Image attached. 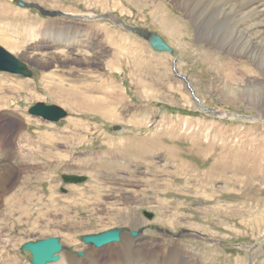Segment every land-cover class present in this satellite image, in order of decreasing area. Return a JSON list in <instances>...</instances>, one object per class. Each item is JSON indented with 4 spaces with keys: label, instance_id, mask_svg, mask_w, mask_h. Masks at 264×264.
Segmentation results:
<instances>
[{
    "label": "rangeland",
    "instance_id": "374dc122",
    "mask_svg": "<svg viewBox=\"0 0 264 264\" xmlns=\"http://www.w3.org/2000/svg\"><path fill=\"white\" fill-rule=\"evenodd\" d=\"M27 1L61 13L51 19L0 0V46L32 72L0 73V132L17 165L0 193V264H31L22 245L48 237L77 256L83 247L104 256L106 247L81 238L112 229L146 234L160 256L175 243L198 264H264V106L237 93L242 81L264 82L262 56L210 50L197 36L199 12L176 0ZM109 17L157 33L173 55ZM213 18L225 41L231 24ZM49 19L93 36L95 53L32 52L39 43L29 37ZM37 103L67 117L33 118ZM64 175L86 179L66 184Z\"/></svg>",
    "mask_w": 264,
    "mask_h": 264
},
{
    "label": "bare ground",
    "instance_id": "6f19581e",
    "mask_svg": "<svg viewBox=\"0 0 264 264\" xmlns=\"http://www.w3.org/2000/svg\"><path fill=\"white\" fill-rule=\"evenodd\" d=\"M128 1L133 3L135 0H128ZM176 1H177V3L181 4L180 8H182V10L184 12H186V14L187 13L190 14V10L192 9V7H194L196 9V13L199 12L198 14H200V16H199L198 20L195 19V23H194L196 28H197V36H198L199 40L201 39L202 41H204L206 43V45L209 46V48L210 47L211 48H217L218 47L221 50L225 49L228 51L234 49L236 51V53H238L239 55L248 59L250 62L255 61V60L258 61L257 58L262 56V58H261L262 60H260V63L264 62V0H191V1H189V0H176ZM28 3H30V2H28ZM30 4L40 7V5L37 3H30ZM50 12L51 13L54 12L58 15H60L59 13H61L58 11H50ZM64 14H67L69 16L71 15V13H64ZM85 17L90 18L91 15H86V16H84V18ZM213 17H215V19L220 18V19L228 22L229 24H231V28H232L231 29L232 32L230 31L231 35L227 36L225 38V41H223L219 36H215V34L213 32V28L211 27L213 24L212 23L213 22L212 20L214 19ZM109 19L115 21V23L120 24V26L126 28L128 31H131L133 33H140L142 31H146V29L144 30L142 28L128 26V25H126L125 22L119 21L118 18H116V20H115L113 17H109ZM222 20H221V22H222ZM218 25H220V24H218ZM205 26L206 27L208 26V29L211 30V32H208V33H210V35H207V32L204 28ZM214 29L216 30V28H214ZM222 30H224V29H222ZM225 30L227 31V28ZM215 33H216V31H215ZM86 42H89L88 37L86 38ZM211 48H210V50H212ZM171 49H172V47H171ZM172 51H173V49H172ZM228 51H226V52H228ZM173 59H175V58H173ZM230 60H232V59H230ZM32 61L36 63L35 60H32ZM173 67H175V69H176L175 72L177 73V76H179L180 80L183 82V84L186 85L185 87H188L192 92L193 89L191 88V84H190L189 79L187 77H185L184 74L180 75L179 71H177L176 59L173 61L172 69H173ZM253 69H255V68H253ZM262 80L263 79H261V81ZM237 85H238V87H237L238 95H241V96L247 98L249 101H251L254 105H256L262 111L263 109L261 106H264V82H259L255 79H251L248 81L247 80L242 81L241 83H238ZM195 101L197 103H200V101L197 100V98ZM93 103H94V105H93L94 110L95 111L100 110V108L96 105L97 101L93 102ZM88 110H90V109H88ZM102 112H104V111H102ZM212 113L216 115V112L212 111ZM105 114L110 118L112 117L111 114H107V113H105ZM220 116L223 117L224 114H220L219 117ZM261 119L264 120V118H261ZM5 141L6 140L3 136V134L0 132V164L4 163L3 165H0V193H2L3 195L7 193L6 185L8 184L10 177H12L16 173V167H17V165L15 167V164L13 165V163L11 162V160H10L11 155L9 154V152L7 150L9 148L12 149L11 146L13 144L11 146L9 145V147H8L5 144ZM11 142L16 143L14 141H11ZM14 153H15V151H14ZM18 175H16V176H18ZM9 199L12 201L16 200L14 196H12V198H9ZM16 201H18V200H16ZM18 203H19V201L17 202V204ZM25 203L26 202H24L23 204H25ZM8 204H10V203H8ZM19 206H21V205H19ZM17 207H18V205H17ZM18 209H19V207H18ZM20 209H22V208H20ZM84 226H85V224H84ZM192 226H194V225H192ZM124 233H125V231H124V229H122L121 242L120 243H117V245L109 244V245L105 246L106 247V254L104 256L99 255L100 254L98 252L99 250H97V251L93 250L91 247L80 248L82 253H78V256H77V252H76V250H77L76 246L74 248H68L67 250H65L63 247V250L60 252L61 254H59L60 259L53 264H198L199 258H197L196 255L189 254L188 252L183 250L181 247L175 246L174 245L175 243L171 244L170 246L165 245L166 253H164L162 256H160L156 253V251L152 247L153 240L150 239L146 234L139 233L137 236L133 237L131 235V233L129 236L127 234L128 232H126V235L123 236ZM131 237L135 238V240H134L135 244L133 245V247H132V243H131L133 240ZM69 240L71 242L73 240L74 242H72V243L76 242V240H74L72 237H70ZM72 243H71V245H72ZM176 245H177V243H176ZM105 247H103V248H105ZM79 254H81L82 256L79 257Z\"/></svg>",
    "mask_w": 264,
    "mask_h": 264
},
{
    "label": "water",
    "instance_id": "95a60500",
    "mask_svg": "<svg viewBox=\"0 0 264 264\" xmlns=\"http://www.w3.org/2000/svg\"><path fill=\"white\" fill-rule=\"evenodd\" d=\"M18 5L28 6L22 1L18 0ZM31 7L37 8L41 11V8L35 5H29ZM44 14H48L42 12ZM53 16V14H51ZM143 39H145L155 51L168 52L173 55L171 47L156 33L142 31L136 33ZM175 70V67H173ZM0 71L9 72L12 74L21 75L24 77H31V72L27 66L18 60L16 57L11 55L9 52L0 47ZM193 93V91H192ZM30 114L42 118L45 121L58 122L59 120L66 117L67 113L56 107V106H46L44 104L38 103L30 109ZM66 182L80 183L84 181L83 177L67 176L64 177ZM151 217V216H150ZM122 229H113L96 235H86L81 238V240L88 245H93L96 248H101L112 242L120 241ZM132 236H136V232H131ZM22 253L30 254L31 264H48L57 262L60 259L58 253L63 250V246L60 244L58 238H46L41 239L36 242H28L21 247ZM81 256V254H79Z\"/></svg>",
    "mask_w": 264,
    "mask_h": 264
},
{
    "label": "crops",
    "instance_id": "0c3cea01",
    "mask_svg": "<svg viewBox=\"0 0 264 264\" xmlns=\"http://www.w3.org/2000/svg\"><path fill=\"white\" fill-rule=\"evenodd\" d=\"M31 3V2H30ZM37 62V61H36ZM38 63V62H37Z\"/></svg>",
    "mask_w": 264,
    "mask_h": 264
}]
</instances>
